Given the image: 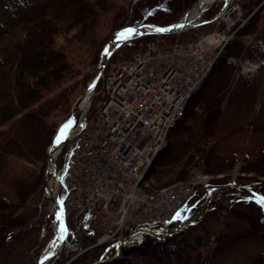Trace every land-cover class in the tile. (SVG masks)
<instances>
[{
	"label": "trees",
	"instance_id": "trees-1",
	"mask_svg": "<svg viewBox=\"0 0 264 264\" xmlns=\"http://www.w3.org/2000/svg\"><path fill=\"white\" fill-rule=\"evenodd\" d=\"M8 1L0 0V6ZM262 1L242 0L248 15ZM115 3L113 0H22V7L13 18L7 20L0 15V41L16 27L25 32L23 38L15 42L13 51L0 55V160L11 156L29 157L41 163L36 178L31 183L23 182L16 198L0 195V264H35L32 252L39 254L37 247L48 207L44 189L46 146L68 122L74 103L94 75L102 50L108 43L109 36H100L95 29L97 23L103 19L109 31L145 24L166 27L179 21L196 0H125L120 6ZM251 19L237 36L249 35L256 30L259 20L256 16ZM209 25L211 22L181 33L147 34L130 39L114 51L110 60L127 61L153 40L165 46L176 41L192 42ZM14 34L17 36L16 32ZM75 45L85 48L79 62L71 56ZM243 46L242 42L231 40L189 100L184 116L170 130L166 147L158 153L147 173L151 190L186 181L194 167L217 175L232 170L237 164L235 159L229 162L215 159L211 140L208 141L210 135L195 126L199 115L194 112L199 106L206 113L211 111L212 98L218 95L216 90L212 94V89L228 88L234 75V65L228 62L229 58L240 57ZM255 55L253 50L249 51L250 57ZM215 68L217 76L213 77ZM101 86L100 80L95 92ZM69 147L63 148L57 158L59 178L63 177L69 160ZM241 167L245 172L264 177V156L246 159ZM229 177L214 178L217 191L208 206L209 212L202 217L208 198L207 188L203 185L195 187L183 223L197 215L199 221L196 224L178 232L176 225L166 227L158 238L138 233L122 247V255L100 264H137L138 258L145 259L147 264H189L191 254L187 250L208 243L204 239L209 237L206 221L220 208L228 209L236 219L251 225L243 233L264 235V205L259 203L264 198V187L219 189L229 185ZM84 220L81 234L71 231L61 255L49 264H64L68 260V264H90L107 251V247L98 246L76 256L94 244L101 233L89 217ZM113 251H107L106 256Z\"/></svg>",
	"mask_w": 264,
	"mask_h": 264
},
{
	"label": "built area",
	"instance_id": "built-area-1",
	"mask_svg": "<svg viewBox=\"0 0 264 264\" xmlns=\"http://www.w3.org/2000/svg\"><path fill=\"white\" fill-rule=\"evenodd\" d=\"M197 5L188 11L194 20L183 30L200 23L202 18L194 15ZM226 9L231 12V7ZM240 15L228 14L224 29L195 41L165 46L153 40L131 59L109 64L97 100L88 102L73 135L65 177L57 186L75 233H81L88 215L95 222L105 216L113 225L97 245H117L135 229L158 236L160 227L176 222L195 187L208 181L195 167L187 181L151 190L146 176L166 147L170 130L233 38L229 30L241 26ZM259 67L253 62L243 72L251 74Z\"/></svg>",
	"mask_w": 264,
	"mask_h": 264
},
{
	"label": "rangeland",
	"instance_id": "rangeland-1",
	"mask_svg": "<svg viewBox=\"0 0 264 264\" xmlns=\"http://www.w3.org/2000/svg\"><path fill=\"white\" fill-rule=\"evenodd\" d=\"M113 2H116L115 4L120 6L122 2H125V0H113ZM262 2H264V0ZM226 3L227 1L225 0H216L215 3L207 5V12L202 16L205 20H210L211 18H215V20L211 23V25L200 31L199 34L202 35L211 31L222 30L225 28V20L228 14H241L238 17L239 22L237 23V25L241 26L232 30L230 29L229 32H234L233 40L238 43L242 42L244 45L242 49L243 51L240 57H235L234 60L236 61H233V59L232 61H228L234 65V75L230 80L228 88L214 87L212 89V94L218 91V95L216 98H212L211 111L206 113L201 109V106H199L200 108L198 107L194 113H198L199 115L195 122V126L197 128H201L204 132L207 131L210 135V137H208V141L211 140L212 148H214L213 152L215 159L220 162H229L232 159H235L237 160V164L232 170H229L226 173L209 175L208 181L206 180L205 182L212 184L214 178L220 179L228 175L230 176L229 184L232 182H237L239 184L246 183L247 187L263 188L264 177L245 172L242 170L241 166L246 159L256 160L261 156H264V5L263 7H259L260 3L255 10L248 15V11L244 9L242 0L229 1L230 5L228 6L231 7V12L226 9ZM21 7L22 0H9L6 5L0 6V15H2L3 19L10 20L14 17L15 12L21 9ZM232 8H235V10L232 11ZM254 16L257 17V21L259 20L256 30L249 35L243 34L237 36L238 31L245 26L247 27V24L250 23L252 20L251 18ZM96 26L95 29L100 33V36H109V40L117 33V31L120 30L109 31V26L106 22H103V19H101ZM14 32L17 33V36H15ZM24 34L25 32L22 28L16 27L12 33L3 37L0 41V55L13 51L15 42L17 39L23 38ZM18 36L20 37L18 38ZM154 41L157 42V40ZM177 42L180 41H176L175 43ZM73 47L75 48H73L75 51L71 54V56L76 62H79L82 54H85V48L83 49L81 46L79 47L76 45ZM250 50H253L256 55L250 57ZM110 59L108 64L117 61H111ZM253 62H260L261 68L250 77H246L243 72V66H247ZM216 70V68L215 71L213 70V77L217 76ZM105 71H107V69H105ZM94 98L96 97L92 94L90 95L89 100L93 103ZM190 113L191 110L187 112V118ZM55 138L56 137L53 138V142ZM53 142L46 146L45 152L47 154V161L44 173V189L48 198V207L42 236L37 247V249H39V254H35V251L32 252L35 264H37V259L41 257L45 249L51 246L52 242L58 236V219H56V213L51 211V197H49L46 186L50 161L48 152ZM64 146L66 148L70 146V156L74 146V140L72 138L69 139ZM40 166L41 163L38 160L29 159V157L28 159H19L11 156L0 160V195H5L11 199L16 198L21 184L23 182L31 183L36 178L37 171ZM200 169L202 170V167ZM202 172L207 174L203 170ZM196 174L198 173L196 172ZM238 178L240 179L238 180ZM214 185L215 184L213 183L210 188H215L213 187ZM229 187L230 186L228 185L219 189H234ZM214 196H212L211 201ZM210 202L208 203V201H206V204H210ZM206 206L207 205H205V207ZM185 212L186 211L181 214L182 219L185 218ZM208 212L209 208L206 214ZM102 217L103 218L96 220V222L92 220L93 226L101 232L100 236L96 239V242H99L101 237L113 227V225H110L111 222L109 219H106L105 216ZM197 217L198 216L195 215L191 218V220H188V223L199 221ZM69 222L71 223L70 218ZM185 224L186 227H189L186 222ZM181 225L182 224L176 226H180L181 228ZM206 225L209 237L204 239L208 240V243L202 247L187 250V253L191 254L189 264H264V235H248L247 233H243L251 227V225L245 220L236 219L230 214L228 209L220 208L212 215L211 218L207 219ZM178 230L179 229H177V232ZM49 233L51 234L50 236L48 235ZM65 243L66 242L62 244L60 252L53 256L52 259L58 258L61 255L63 248L65 247ZM122 253V248L121 250L114 249V251L110 253V257H119ZM108 258V256H105L102 260L104 261ZM51 260H49L46 264H49ZM68 262L69 260L64 264H68ZM136 262L137 264H147L146 260L143 258H138Z\"/></svg>",
	"mask_w": 264,
	"mask_h": 264
},
{
	"label": "water",
	"instance_id": "water-1",
	"mask_svg": "<svg viewBox=\"0 0 264 264\" xmlns=\"http://www.w3.org/2000/svg\"><path fill=\"white\" fill-rule=\"evenodd\" d=\"M263 5H264V2H262L259 7H263ZM176 25H179V24H175V26ZM138 29L139 30H138V32L135 35H133V36H131L129 38H123L121 40V43L124 42V41H126V40H128V39H131V38H136V37H139V36H143V35H146V34H153V33H156L157 32V30L154 29L153 27L151 28V30H143V27H139ZM112 41H113V39L111 38L109 40V42L106 44V46H105V48L103 50V53L101 55V58H100V63L98 65V68H97L95 74L93 75V77L89 81V83H88V85H87L84 93L77 99V101H76V103H75V105L73 107L72 115H71L69 121L66 123V124H68L71 121V126L69 127V129L67 131L66 137L65 138H62L60 140L59 144H56V138L54 139V142L51 145V147L49 149V152H48L50 160L52 159L53 153H54V151L56 149H57L56 151H57L58 154L61 152L62 147L69 140L71 133L75 131L74 115H75L78 107L80 106V104L82 103V101L84 100V98L86 97L87 93L90 91V94H91V92L93 91V89L95 88V86L97 85V83L99 82L100 77H101V75H102V73H103V71H104V69H105V67L107 65L108 60H109V56L112 53V51L114 50V48H112V46H111ZM105 49L108 50L107 53H105ZM59 133H60V130H59L58 134ZM58 134L56 135V137L58 136ZM57 155L55 156V159L53 158V160H54L53 166H54V170H55V176H54V180H53V187H56L57 182H58V172H57V168H56V158H57ZM233 187H235V185H231L229 188H233ZM223 189H225V188H223ZM48 194H49V197H51V195H52L51 192L48 191ZM208 203H209V201H208ZM208 203L206 204L207 206L205 207L204 212L206 211V209L208 207ZM50 204L53 205L54 202L51 200L50 201ZM187 225H190V224H187ZM128 238H130V236ZM42 259L45 260V258H42ZM46 259L49 260V258H46ZM38 263L39 262L37 261V264ZM97 263H99V262H94L92 264H97Z\"/></svg>",
	"mask_w": 264,
	"mask_h": 264
},
{
	"label": "bare ground",
	"instance_id": "bare-ground-1",
	"mask_svg": "<svg viewBox=\"0 0 264 264\" xmlns=\"http://www.w3.org/2000/svg\"><path fill=\"white\" fill-rule=\"evenodd\" d=\"M227 2L231 1V0H225ZM214 0H199L198 1V5H197V9L194 13V15H199L201 12H203L205 10V8L207 7V5L213 3ZM196 18L198 16H195ZM189 19V18H188ZM192 22V21H191ZM201 22V21H200ZM187 25H189L188 22H186ZM150 27L147 26L145 27L143 30H147L149 29ZM131 29H134L135 31L133 33H131L130 35H134L138 32L139 29H136V28H131ZM126 30V29H124ZM124 30H121L119 32H117L113 37V41H112V48L116 47L117 44H118V41H120L122 38L120 39H117V34L120 33V32H123ZM150 30V29H149ZM128 35V36H130ZM89 95H90V91L87 93L86 97L84 98V100L82 101V103L80 104V106L78 107L75 115H74V120H75V124H81L82 121H83V115H84V112H85V108L86 106L88 105V100H89ZM56 140H57V137H56ZM56 144H59V143H56ZM57 150V149H56ZM54 151L53 153V156H52V159L49 161V166H48V180H47V189L49 192H51V198L50 200H52L54 202L53 205H51V211L55 212V213H59L60 209H58V207L56 206L57 204V195H56V187H53V180H54V176H55V170H54V166H53V158L55 159V156L57 155V151ZM58 226H57V231H58V236L56 237V239L52 242V246H58L60 248V243H61V240L62 238L64 237V232L62 233L61 231V221L59 220L57 222ZM62 237V238H61ZM57 247V248H58ZM51 247H47L43 253L44 255V258H49L50 257V254H51ZM47 260V259H46ZM46 260H43V261H39V264H46Z\"/></svg>",
	"mask_w": 264,
	"mask_h": 264
},
{
	"label": "snow or ice",
	"instance_id": "snow-or-ice-1",
	"mask_svg": "<svg viewBox=\"0 0 264 264\" xmlns=\"http://www.w3.org/2000/svg\"><path fill=\"white\" fill-rule=\"evenodd\" d=\"M175 27H183V25H176ZM169 29H164V28H158L157 31L163 32V31H168ZM135 30L134 29H126L123 32H120L117 34V39L120 38H126L128 35H130L131 33H133ZM107 49H105V53H107ZM71 126V121L68 124H65L61 129H60V133L57 136V140L56 143H59L60 140L62 138H65L67 135V131L69 129V127ZM61 205H63V201L60 202ZM259 203H261L262 205H264V198H262ZM179 217V213H177V218ZM57 219L61 221V231L66 232L67 229L64 227L63 224V207H61L60 212L57 214ZM62 238V237H61Z\"/></svg>",
	"mask_w": 264,
	"mask_h": 264
}]
</instances>
